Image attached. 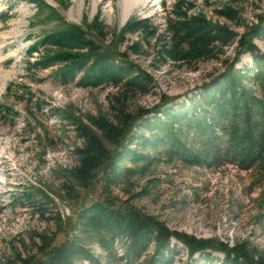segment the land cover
Instances as JSON below:
<instances>
[{"label": "trees", "instance_id": "trees-1", "mask_svg": "<svg viewBox=\"0 0 264 264\" xmlns=\"http://www.w3.org/2000/svg\"><path fill=\"white\" fill-rule=\"evenodd\" d=\"M30 1L39 14L48 10L46 18L61 26L27 48L29 70L57 68L54 75L64 86L116 91L108 98L107 114L91 116L87 123L73 121L82 146L74 150L78 163L71 175L85 191L99 188L101 198L82 205L64 242L56 244L53 237L39 234L32 251L16 254L9 264H104L84 241L98 244L109 258L116 257L120 244L119 260L133 263L173 264L179 255L176 241L187 250L186 264H264V252L248 242L230 246L171 230L112 193V188L128 187L134 178L145 176L159 161L205 168L234 165L264 178V55L253 42H264V16L240 35L201 11L192 12L194 3L178 0L165 8L163 23L131 17L112 31L99 14L83 27L67 22L42 0ZM215 13L243 27L235 8L225 5ZM234 44L235 62L203 84L197 96L178 103L163 95L152 108L133 107L136 97L153 91L154 79L131 57L149 60L155 70L195 66L220 60ZM243 54H250L254 65L237 69ZM68 189L76 193L74 187Z\"/></svg>", "mask_w": 264, "mask_h": 264}, {"label": "rangeland", "instance_id": "rangeland-1", "mask_svg": "<svg viewBox=\"0 0 264 264\" xmlns=\"http://www.w3.org/2000/svg\"><path fill=\"white\" fill-rule=\"evenodd\" d=\"M42 1L67 22L84 27L99 14L109 30L118 31L131 17L163 23L165 8L178 0H144L125 22L121 18L123 0ZM187 1L195 5L192 12L201 11L240 35L264 16V0ZM225 5L239 11L243 27L216 15L215 10ZM47 14L48 10L39 14L30 0H0V264L32 251L39 234L53 237L56 244L64 242L82 205L101 198L99 188L85 191L71 175L78 163L74 150L82 146L73 121L87 123L91 116L107 114L108 98L116 90L64 86L54 75L57 68L29 70L27 48L61 26L58 20H48ZM253 42L264 55V42ZM236 46L226 48L220 60L195 66L168 65L160 70L153 69L145 58L131 57L154 79L153 91L136 97L133 107L152 108L163 95L178 103L197 96L203 84L235 62ZM239 60L237 69L254 65L250 54ZM112 193L158 217L171 230L218 239L230 246L248 242L251 248L264 252V178L254 170L159 161L145 176L134 178L128 187L112 188ZM84 244L104 264H141L120 261V244L115 258H109L95 242ZM173 244L179 250L173 264H186V248L176 241ZM196 260L203 262L201 256Z\"/></svg>", "mask_w": 264, "mask_h": 264}, {"label": "bare ground", "instance_id": "bare-ground-1", "mask_svg": "<svg viewBox=\"0 0 264 264\" xmlns=\"http://www.w3.org/2000/svg\"><path fill=\"white\" fill-rule=\"evenodd\" d=\"M144 0H123L121 4V18L125 22L132 11ZM96 5V4H95Z\"/></svg>", "mask_w": 264, "mask_h": 264}, {"label": "built area", "instance_id": "built-area-1", "mask_svg": "<svg viewBox=\"0 0 264 264\" xmlns=\"http://www.w3.org/2000/svg\"><path fill=\"white\" fill-rule=\"evenodd\" d=\"M257 23V22H256Z\"/></svg>", "mask_w": 264, "mask_h": 264}]
</instances>
